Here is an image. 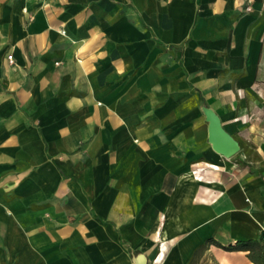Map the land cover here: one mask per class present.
Wrapping results in <instances>:
<instances>
[{"label":"crops","instance_id":"1","mask_svg":"<svg viewBox=\"0 0 264 264\" xmlns=\"http://www.w3.org/2000/svg\"><path fill=\"white\" fill-rule=\"evenodd\" d=\"M138 252L264 264V0H0V264Z\"/></svg>","mask_w":264,"mask_h":264},{"label":"water","instance_id":"2","mask_svg":"<svg viewBox=\"0 0 264 264\" xmlns=\"http://www.w3.org/2000/svg\"><path fill=\"white\" fill-rule=\"evenodd\" d=\"M209 121V140L212 147L226 157L234 155L239 150L238 141L221 125L218 115L211 109L206 110ZM132 264H149L144 252L132 256Z\"/></svg>","mask_w":264,"mask_h":264},{"label":"rangeland","instance_id":"3","mask_svg":"<svg viewBox=\"0 0 264 264\" xmlns=\"http://www.w3.org/2000/svg\"><path fill=\"white\" fill-rule=\"evenodd\" d=\"M201 263L202 264H214V262L210 260L202 261Z\"/></svg>","mask_w":264,"mask_h":264},{"label":"trees","instance_id":"4","mask_svg":"<svg viewBox=\"0 0 264 264\" xmlns=\"http://www.w3.org/2000/svg\"><path fill=\"white\" fill-rule=\"evenodd\" d=\"M210 241H212V240H210ZM214 241V240H213ZM214 243H217V242H215L214 241ZM237 246V245H236ZM224 248H228V249H230V248H232V247H235V246H223Z\"/></svg>","mask_w":264,"mask_h":264}]
</instances>
